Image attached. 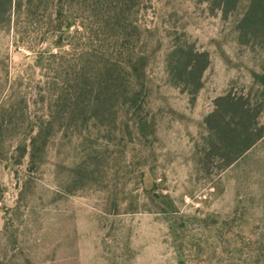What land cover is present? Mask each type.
I'll return each instance as SVG.
<instances>
[{
    "label": "rangeland",
    "instance_id": "rangeland-1",
    "mask_svg": "<svg viewBox=\"0 0 264 264\" xmlns=\"http://www.w3.org/2000/svg\"><path fill=\"white\" fill-rule=\"evenodd\" d=\"M82 1L21 0L0 23V264H264V107L239 152V119L217 102L254 112L264 39L242 27L251 0ZM108 15L127 18L137 94L57 111L70 67L101 65L80 54L83 21L90 49L117 52ZM205 60L194 90L184 65Z\"/></svg>",
    "mask_w": 264,
    "mask_h": 264
},
{
    "label": "trees",
    "instance_id": "trees-1",
    "mask_svg": "<svg viewBox=\"0 0 264 264\" xmlns=\"http://www.w3.org/2000/svg\"><path fill=\"white\" fill-rule=\"evenodd\" d=\"M123 1L127 3V0ZM214 1L224 9L235 7L238 2V0ZM82 3L89 6V0H83ZM13 4L19 7L21 6V0H0V23L10 19ZM126 20L127 18L116 15H108L104 20L107 26V31L104 33V40L109 41L111 48L115 47L117 52L108 51L110 50L109 47L103 49L101 52L90 49L89 40L91 37L89 36V29H86L83 23L84 21L81 23L83 26L82 31L75 29V33L81 35L86 41V44H88L81 48L80 54L86 55L88 58L89 56H94L100 59L97 63L101 65L94 66L93 73L91 72L90 66L89 69H86L84 65L70 67V76H67L68 78L61 77L63 79L61 82L59 81L61 86L58 88L55 87L57 88V102L54 108L57 111L61 110L70 115L77 108L78 104H86L89 107L93 106L92 94L94 92L99 94L105 93L109 99L120 95L122 99L129 100L131 98L133 101L137 94V77H139V72L136 61H134V50L124 48L121 43L131 36L130 31L127 29ZM241 22L242 27L250 28L254 34H259L264 39V0H251ZM98 53H100L99 57L96 55ZM205 65L206 60L200 67L189 62L184 65L183 72L186 75V79H183V81L185 84H192L194 90L199 88L201 72ZM188 78H191L193 82ZM255 78L256 83L260 87V93L258 97L259 101H255V105H253L254 112H249L250 103L248 100L242 99V97L236 98L231 95H225L217 98V102H224V106L230 112V118L237 116L239 119L237 125L240 129L235 127V133H233V138H235L233 145L239 152L246 150L260 138V135L255 132V126L257 124V114L264 107V69L260 74L255 75ZM85 96H87L86 101L82 99ZM214 114H218V110L215 109ZM2 122L3 120L0 119V132L5 130ZM37 135L35 134L29 139L30 151H34L35 149Z\"/></svg>",
    "mask_w": 264,
    "mask_h": 264
}]
</instances>
